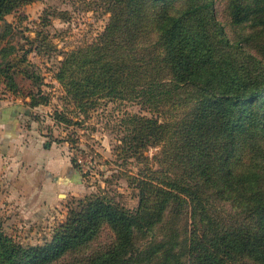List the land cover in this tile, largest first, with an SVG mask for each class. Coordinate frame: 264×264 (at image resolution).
<instances>
[{
  "label": "rangeland",
  "instance_id": "1",
  "mask_svg": "<svg viewBox=\"0 0 264 264\" xmlns=\"http://www.w3.org/2000/svg\"><path fill=\"white\" fill-rule=\"evenodd\" d=\"M129 1L38 0L18 8L7 17V24H0V63L7 72L0 78V102L20 105L25 130L37 131L49 142L62 145L65 155L75 162L73 166L81 171L79 175L75 168L79 175L76 196H62L59 208L37 220L33 212L1 208L0 230L24 247H43L52 242L54 230L65 222L68 211L87 197H106L128 211H136L139 195L129 185L128 174L139 176L147 166L126 159L131 134L125 121L131 115L145 116L183 129L184 133L160 145L147 143L144 157L152 169L162 167L171 177L196 186L200 203L184 197L173 201L153 232L139 234L136 243L144 249L159 242L174 245L181 256L180 264H196L191 247L211 230L248 232L255 228L247 201L240 200L239 187H233L232 179H225L227 173L220 174L216 161L207 160L211 165L200 178L185 150L189 136L185 125L207 99L203 89L223 93L229 87L215 75L210 78L211 86L200 85L203 81L180 82L162 63L164 52L157 43L158 33L151 31L152 24L143 40L127 47L120 27ZM145 2L141 15L157 13L156 1ZM169 4V16H180L199 7L189 14L188 23L194 32L201 33V52L221 65V70L229 66L237 70L236 76L247 77L244 91L256 94L255 99H264V0H169ZM127 60L137 68L136 87H127L122 79L114 85L103 81L101 74L106 64L114 65L121 78ZM146 65L156 82L170 85L156 91L171 90L161 102L152 105L155 111L140 103L144 101L141 92ZM252 110L257 112L256 108ZM261 119L264 124V114ZM243 123L248 128L242 134H250L251 139L243 143L244 147L233 150L226 165L231 164L235 174L248 176L247 183L254 175L252 167L260 164L257 160L264 154V132L251 131L248 118ZM172 153L173 162L169 159ZM207 215L214 226L209 225ZM115 242L112 228L105 223L92 242L50 264H83L109 250ZM158 261L156 258L154 264ZM139 264L148 262L143 259ZM235 264L264 263L239 257Z\"/></svg>",
  "mask_w": 264,
  "mask_h": 264
},
{
  "label": "trees",
  "instance_id": "2",
  "mask_svg": "<svg viewBox=\"0 0 264 264\" xmlns=\"http://www.w3.org/2000/svg\"><path fill=\"white\" fill-rule=\"evenodd\" d=\"M37 1L0 0V24H7V17L18 8ZM144 1L139 0L135 3V0H131L126 4L124 2L128 10L120 31L124 34L123 41L127 47L136 46L143 40L142 38L150 32L148 25L152 24L151 31L158 33L157 43L164 52L162 63L177 76L180 82L192 84L193 81H203L200 85L211 86L210 78L215 75L217 79L223 81L222 85L229 87L223 93L218 91L208 93L207 88L203 89L205 92L203 96L207 99L196 108L191 117L193 119L185 125L189 135L185 150L190 163L195 164L199 170L200 178L206 175L207 168L211 165L210 161H216L217 171L220 174L227 173L225 179H228L227 181L232 179L230 183H233V187H239V198L247 201L249 216L250 218L252 216V222L255 224V228L248 232H236L233 229L219 231L215 228L198 244L195 242L190 253L194 256L196 264H235L239 257H249L264 263V154L257 160L260 164L252 167L254 175L247 183L248 176L235 174L231 164L226 165L232 158L233 150L235 152L237 147H244L243 143L251 139L250 134H242L248 128L246 123H243L244 118H248L251 131L264 132L261 119L264 114V99H255L256 94L244 91L248 85L247 77L241 74L236 76L237 70L229 66L228 69L221 70V65L208 57L205 52H201V33L194 32L188 23L189 14L199 7L188 10L180 16H169L171 7L169 0H154L157 2V13L144 17L141 15L144 4H147ZM2 40L0 37V44ZM141 51L147 50L141 49ZM130 61L137 63L135 60ZM145 69L146 80L142 84L141 92L144 94L142 96L144 101L140 103L155 111L156 108L152 105L161 102L163 97L171 93V90L158 92L156 89L167 88L170 85L156 82L153 76L148 74L150 69L148 65ZM6 73L0 63V78ZM138 75L137 68L132 66L129 60L124 64L121 78L112 64H106L101 74L103 81L106 80L107 83L114 85L122 79L127 87H136ZM9 79L13 84L11 76ZM253 108L257 109L256 113L253 112ZM125 126L131 134L128 141L130 154L126 159H134L147 166L145 172H141L139 176L128 174L129 185L138 191L137 210L128 211L106 197H87L80 200L75 208L68 209L65 222L54 230L52 242L43 247H24L0 230V264H50L63 255L92 242L105 223L110 225L116 236L114 246L83 264H139L143 259L148 264H154L156 258L159 259L156 264H180L181 256L176 253L174 245L169 247L166 243L159 242L144 249V246H138L136 241L139 234L153 232L173 201L184 197L192 203L196 201L200 203V194L196 186L190 182L188 184L184 179L171 177V174L161 170L162 167L157 170L152 169L148 166L149 159L144 157V146L147 143L160 145L184 133L183 129L178 125L175 128L162 125L156 118L139 115L129 116ZM259 137L263 138V136ZM146 139L150 141L146 142ZM221 152L226 153L227 156H217ZM212 154L215 157H212ZM169 159L173 162V153ZM155 161L162 162L160 159ZM72 162L74 165L75 162ZM75 168L78 170L77 167ZM78 173L81 175L80 170ZM204 212L207 214V211ZM211 221L209 225L214 226Z\"/></svg>",
  "mask_w": 264,
  "mask_h": 264
},
{
  "label": "crops",
  "instance_id": "3",
  "mask_svg": "<svg viewBox=\"0 0 264 264\" xmlns=\"http://www.w3.org/2000/svg\"><path fill=\"white\" fill-rule=\"evenodd\" d=\"M21 109L0 102V210L19 208L37 220L59 208L62 196L77 195L79 175L62 145L25 130Z\"/></svg>",
  "mask_w": 264,
  "mask_h": 264
}]
</instances>
